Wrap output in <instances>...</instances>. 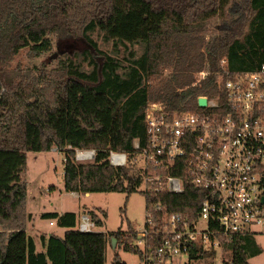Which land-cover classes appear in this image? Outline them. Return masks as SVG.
Returning <instances> with one entry per match:
<instances>
[{"label":"trees","instance_id":"16d2710c","mask_svg":"<svg viewBox=\"0 0 264 264\" xmlns=\"http://www.w3.org/2000/svg\"><path fill=\"white\" fill-rule=\"evenodd\" d=\"M95 32L113 42L115 53L99 47ZM52 35L82 41L83 61L67 58L57 70L42 68L37 76L9 70L23 48L34 56L51 51ZM137 44L141 54L133 48ZM223 58L233 73L264 63V0H0V264H106L113 237L141 257L131 248L135 229L82 232L73 211L42 214L68 230L63 237L43 236L45 250L37 251L26 231L27 152L65 150L67 192L129 196L141 185L140 174L110 165L109 151L132 152L136 139L147 145L149 103L193 109L198 94L215 92L214 74L194 85L195 73L219 70ZM163 67L171 68L167 79L161 78ZM76 149L96 150L95 158L80 162ZM167 173L186 175L171 168ZM145 195L147 213L160 221L165 212L196 213L203 191L187 182L182 194ZM89 213L97 227L104 226L106 211ZM223 249L231 264H251L262 253L254 235H234ZM112 264L126 263L116 254Z\"/></svg>","mask_w":264,"mask_h":264},{"label":"built area","instance_id":"2783aa9c","mask_svg":"<svg viewBox=\"0 0 264 264\" xmlns=\"http://www.w3.org/2000/svg\"><path fill=\"white\" fill-rule=\"evenodd\" d=\"M220 65L195 73L194 85L215 75V92L197 95L199 109L169 110L149 103L147 145L136 139L132 152L109 151L110 165L139 172L144 192L182 194L187 182L203 191L194 214L165 212L156 221L147 213L146 228L131 243L144 264H193L213 251L222 258L230 237L264 234V63L236 73L227 68V58ZM203 97L205 106L198 102ZM80 152L95 158L96 150L79 149L78 160L83 159ZM170 168L186 175L167 173ZM77 228L97 230L89 212L80 215Z\"/></svg>","mask_w":264,"mask_h":264},{"label":"rangeland","instance_id":"374dc122","mask_svg":"<svg viewBox=\"0 0 264 264\" xmlns=\"http://www.w3.org/2000/svg\"><path fill=\"white\" fill-rule=\"evenodd\" d=\"M218 18L213 19L217 23ZM209 35V33L207 34ZM99 47L109 54L115 53L113 42H107L98 32L92 34ZM53 48L51 51L34 56L29 48H23L13 58L9 64V70L12 73L32 74L37 76L42 68L47 71L57 70L60 61L73 58L74 61H83L82 50L84 43L72 38L59 39L52 35ZM138 54L143 51L142 45L137 44L133 47ZM121 56L126 54L125 49L120 48ZM117 55V54H116ZM84 68L90 69L87 62H84ZM161 78L167 79L171 75V68H161ZM155 84L157 79L150 81ZM193 109H199L195 106ZM77 150L75 157L77 159ZM91 150V149H89ZM66 151L57 146L50 151L27 152V171L23 178L27 182L28 200L27 210L34 213L33 223L45 231L56 232L65 235L60 226L54 219H45L39 215L43 211H74L80 215L84 212L95 210L106 211L107 217L104 219V226L97 227L98 231L115 232L120 228L123 231H129L132 227L138 232L143 231L147 226L146 195L144 185L142 184L128 196L126 192H91L79 193L78 195L67 192L64 189V169H65ZM94 158L77 159L80 162L92 161ZM144 164L143 156L138 157V165ZM30 218V215H29ZM53 221V225L50 222ZM28 222V221H27ZM30 234H35L33 226L29 229ZM256 242L261 246L262 253L249 259L251 264H264V234H255ZM141 246V245H140ZM116 254H119L121 260L126 264H144L140 254L136 251L125 250L123 246H115L112 242L107 246L106 264H112ZM231 255L223 252L222 258L205 256L193 264H231Z\"/></svg>","mask_w":264,"mask_h":264},{"label":"crops","instance_id":"0c3cea01","mask_svg":"<svg viewBox=\"0 0 264 264\" xmlns=\"http://www.w3.org/2000/svg\"><path fill=\"white\" fill-rule=\"evenodd\" d=\"M71 193L76 194V195L79 194L78 192H71ZM53 211H54V210H53ZM44 212H51V211H43V212H40L39 215L42 216V214H43ZM62 212H64V211H62ZM65 212H66V211H65ZM73 212H74V211H73ZM28 213H29V215H30V218L28 219V222H27V229H26V231H27L28 235H30V236H32V237L34 238L37 251H43V250H45L44 244H43V242H42V237H43V236H48V235H50V234H52V233H55V234H57V235L63 237V235H61V234H59V233H56V232H50V231H45V230L41 229L40 227L36 226V225L33 223V221L35 220L34 213H33V212H30V211H28ZM45 219H47V218H45ZM54 220H55V219H54ZM55 221L57 222V220H55ZM50 224L53 225V221H51ZM31 225L33 226V229H34L35 234H30V233H29V229H30ZM60 229H61V230H65L64 233H66V231L68 230V228H66V227H60Z\"/></svg>","mask_w":264,"mask_h":264},{"label":"water","instance_id":"95a60500","mask_svg":"<svg viewBox=\"0 0 264 264\" xmlns=\"http://www.w3.org/2000/svg\"><path fill=\"white\" fill-rule=\"evenodd\" d=\"M198 102H199L200 105L205 106L206 103H207V99L204 98V97L203 98H199ZM115 243H116V239L113 237L112 238V244H113V246H115Z\"/></svg>","mask_w":264,"mask_h":264},{"label":"bare ground","instance_id":"6f19581e","mask_svg":"<svg viewBox=\"0 0 264 264\" xmlns=\"http://www.w3.org/2000/svg\"><path fill=\"white\" fill-rule=\"evenodd\" d=\"M92 154H93L92 152H80L79 156L81 158H90L92 156Z\"/></svg>","mask_w":264,"mask_h":264}]
</instances>
